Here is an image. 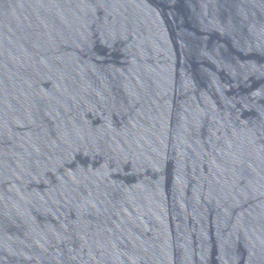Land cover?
<instances>
[{"label":"water","instance_id":"obj_1","mask_svg":"<svg viewBox=\"0 0 264 264\" xmlns=\"http://www.w3.org/2000/svg\"><path fill=\"white\" fill-rule=\"evenodd\" d=\"M0 264H264V0H0Z\"/></svg>","mask_w":264,"mask_h":264}]
</instances>
